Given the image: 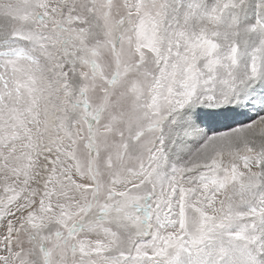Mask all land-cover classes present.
<instances>
[{"label":"snow or ice","instance_id":"1","mask_svg":"<svg viewBox=\"0 0 264 264\" xmlns=\"http://www.w3.org/2000/svg\"><path fill=\"white\" fill-rule=\"evenodd\" d=\"M0 264H264V0H0Z\"/></svg>","mask_w":264,"mask_h":264}]
</instances>
